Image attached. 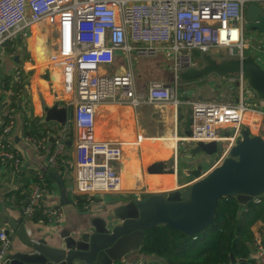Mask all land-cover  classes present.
<instances>
[{
    "label": "built area",
    "instance_id": "2783aa9c",
    "mask_svg": "<svg viewBox=\"0 0 264 264\" xmlns=\"http://www.w3.org/2000/svg\"><path fill=\"white\" fill-rule=\"evenodd\" d=\"M259 2L264 4V0H0V41L19 27L42 20L57 31L49 63L61 68L63 90L73 96L67 104L73 109L72 123L76 128L73 193L85 197L84 208L87 209L98 195L122 193V178L114 166L122 156V144L96 139L98 105L123 98L138 104L132 71L109 74L101 70L102 67L114 62L117 50L134 57L155 56L160 50H166L172 58L168 69L174 75L175 86L153 80L148 85L147 97L152 102L177 103L178 72L192 67L191 51L207 53L216 47L240 48L239 55L243 56L246 5ZM260 6L264 11V6ZM242 76L238 77L240 82ZM14 94L20 97L22 88ZM190 109L188 133L181 138L207 142L227 140L224 151L217 153L221 156L219 164L240 137L241 129L250 130L249 126L258 125L264 119V108L250 107L242 101L197 100L190 102ZM15 111L16 104L11 103L0 113V162H10L14 172L20 173L23 159L7 139L15 122ZM70 128L71 122H67L52 137L53 149L46 159L49 167L56 164L58 155L72 137ZM220 130L224 133L218 134ZM26 139L37 148L44 149L48 143L46 135L38 140L31 136ZM194 181L173 189L182 190ZM48 192L45 176L39 171L23 195L22 214L25 217L38 215L40 224L60 219L62 208L44 201ZM9 247V236L0 230V261ZM256 247L257 261L263 263L264 246L257 244Z\"/></svg>",
    "mask_w": 264,
    "mask_h": 264
},
{
    "label": "crops",
    "instance_id": "0c3cea01",
    "mask_svg": "<svg viewBox=\"0 0 264 264\" xmlns=\"http://www.w3.org/2000/svg\"><path fill=\"white\" fill-rule=\"evenodd\" d=\"M251 36L253 37L250 40L244 42V50H247V53L264 67V48L257 47L255 49L252 47L253 42H259L264 47V35H255L253 32ZM56 42L57 31L53 25L45 20L23 25L0 41V113L8 104H16L15 122L7 139L23 159V169L20 173L14 172L10 162H0V230L5 231L10 228L9 223L16 224V220L18 221V228L24 226L28 235L37 237H45L48 233H55V236H58L66 230L85 229L92 216L105 213L119 204L128 202L133 197H144L145 194L142 195L143 193L154 191L151 189L154 183L158 185L161 180L170 175L173 176L172 179L175 183L174 187H171L172 189L184 187V185L194 181L197 176L206 174L212 166L219 164L216 161L219 156L217 151L206 153L200 149L197 150L192 140L181 138L188 133L190 102L197 100L216 101L194 98L195 89H184L186 87L182 84L197 81L201 85L202 78L209 74L199 79L183 81L178 72L175 93L178 102H152L147 97V88L154 79L148 80L147 88L144 91L141 88L145 79L143 77V80L140 81L135 79V72L139 71L141 59L144 56L134 57L130 53L117 50L114 62L107 67H102L101 70L112 74L130 69L133 74V91L138 104H133L129 98H123L98 105L94 134L99 141L122 144V156L118 162L114 163L122 178V193L107 196L98 195L87 209L84 208L85 197L73 193L76 167L74 146L76 128L72 119H67L68 123L71 122L72 137L67 140L66 148L61 155H58L54 166L49 167L46 163V159L53 149L52 137L60 130L61 125L56 121L45 122L44 110L50 106L72 109L67 104L73 97L63 90L61 68L49 63V56L54 51ZM158 53H162L166 57V62L165 70L159 74L160 78L157 77V79H161L168 72L172 80L162 82L166 85L175 86L174 75L168 69L172 59L170 53L163 49ZM191 57L194 60L195 53L193 58V50ZM202 63L203 60H194L192 67H201ZM46 68L49 71L43 73ZM16 72H18V76H16ZM210 74L216 76V81H213L212 85H224L226 96L232 97L221 102L238 103L242 101L250 107L264 108V100L258 98L255 92L245 85L246 78L242 76V81L238 80V77L241 76L240 73ZM21 75L26 83L22 89V94L17 97L14 94L12 84L16 83L18 77L21 79ZM199 95L201 93H198V97ZM54 101L57 102L56 105L53 104ZM249 127L251 134H257L264 138V119L258 125ZM45 135L48 138V143L44 149L37 148L33 142L26 139L28 136L40 139ZM218 141L224 143L223 140ZM175 144L179 145V149H177L176 154L174 153V159H170L168 156L169 153L174 152ZM159 145L165 148L163 159H159L160 155L157 153ZM149 146L155 147V153L152 156L145 153ZM159 160L165 161V163L170 161V167H173L175 162L173 168L167 165L172 172L165 169L158 170ZM147 161L151 163L156 161V163L153 167H148L146 166ZM208 161L212 163L207 167ZM193 170H200L201 172L193 174ZM39 171L44 174L49 189V192L44 196V201L48 204H56L63 210L60 219L43 224L38 223L35 215L25 217L21 212L23 195L30 184L36 180V174ZM50 172L59 175L63 181V191L62 187L51 178ZM187 176L190 177L188 180L185 179ZM62 192H64V196L61 195ZM78 197L84 200L82 205L78 204ZM253 201H261L263 210L261 217L254 221L248 230L253 235L248 259L253 264H264V262L257 261L258 250L256 247L257 244L264 246V193ZM244 217L241 219L242 224L245 225ZM8 236L10 247L7 254L23 247L16 233L10 232ZM237 261L236 258L233 261L231 259V264ZM117 264H167V260L162 256L146 254L138 249L124 256Z\"/></svg>",
    "mask_w": 264,
    "mask_h": 264
},
{
    "label": "water",
    "instance_id": "95a60500",
    "mask_svg": "<svg viewBox=\"0 0 264 264\" xmlns=\"http://www.w3.org/2000/svg\"><path fill=\"white\" fill-rule=\"evenodd\" d=\"M245 20L253 31L264 35V11L256 3L245 9ZM216 73L242 74L255 95L264 100V67L252 55L217 61L209 57L201 67L181 72L180 79L189 81ZM73 118V109L50 106L44 110V121L64 126ZM63 188L59 175L49 173ZM264 193V138L251 134L249 128L240 137L221 163L184 189L151 193L132 198L105 213L89 219L85 229L66 230L55 236L28 235L18 221L9 223L4 232L16 233L23 247L5 255L0 264H117L143 243L147 229L163 225L180 233L195 235L212 223L216 206L223 197H235L242 204ZM64 196V192L61 194ZM233 261V255H231Z\"/></svg>",
    "mask_w": 264,
    "mask_h": 264
},
{
    "label": "trees",
    "instance_id": "16d2710c",
    "mask_svg": "<svg viewBox=\"0 0 264 264\" xmlns=\"http://www.w3.org/2000/svg\"><path fill=\"white\" fill-rule=\"evenodd\" d=\"M25 83L24 78L13 83L14 92L23 89ZM164 150L163 146L157 147L159 159H163ZM78 200V204L82 205L84 200L79 197ZM262 205L261 201L251 200L242 204L235 197H223L219 199L215 217L207 229L187 235L158 225L147 229L139 249L146 254L164 257L167 264H231V254L238 260L234 264H253L248 259L253 241V235L248 230L261 217ZM243 216L245 225L240 222Z\"/></svg>",
    "mask_w": 264,
    "mask_h": 264
},
{
    "label": "rangeland",
    "instance_id": "374dc122",
    "mask_svg": "<svg viewBox=\"0 0 264 264\" xmlns=\"http://www.w3.org/2000/svg\"><path fill=\"white\" fill-rule=\"evenodd\" d=\"M258 4L264 6L263 3L259 2ZM246 7H247V5H246ZM253 32L255 33V35H260L258 33V31H256V30L253 31L252 28L250 27L249 23L246 22V20H245V23L243 25L244 42L250 40L253 37V36H251L253 34ZM252 45H253L252 47H254L255 49L257 47L258 48H264L263 46L260 45L259 42H253ZM244 49L245 48L243 47L242 48L243 53H244L243 56L248 54L247 50H244ZM164 53H165V51H164ZM194 53H195V58H194ZM239 54H240V48H232V50H230L229 48L223 49L220 47H216V48L211 49L207 53H204V52L200 53L198 51L194 52V50H193L194 60H197V59L203 60V63L201 66H203L206 63V59L209 57H212V58L216 59L217 61H221L223 59L237 58L240 56ZM165 59H166V57L162 53H157L155 56H144L141 59L139 71L135 72V79L137 81L143 80V78L145 79V81H143V85L141 88L142 91H144L147 88V83H148V80H150V79L161 80V81H171L172 80V77L168 72H166L164 74V77H162L161 79H157V77L160 78L159 74H162L163 70H165V62H166ZM194 60L192 59L193 62H194ZM48 71L49 70L46 68V71H44L43 73L48 72ZM227 75H229V74H227ZM180 76H181V72H179V77ZM215 77L216 76L214 74H209V75L205 76L204 78H202V84L201 85H200V82L195 81V82H190V83H183L182 86L186 87L184 89H189V88L195 89V92L193 93V97L197 98V99L198 98H205L208 100L209 99L210 100H216L219 102L227 101V100L231 99L232 97L226 96L227 94L225 92L226 90H225L224 85L223 86L212 85V82L216 81ZM22 78H23V76L21 75V79ZM207 89H208V91H205ZM198 93H201V95H199V97H198ZM53 104L56 105L57 102L54 101ZM259 132H261V131H259ZM223 133H224V131H221V130L218 131V134H223ZM255 135H257V134H255ZM36 140H38V138H36ZM226 144L227 143H224L223 145L226 146ZM220 157L221 156L217 157V160H216L217 162L220 161ZM211 163H212L211 161H208L207 167L210 166ZM167 165H168V167H170V161L167 162ZM167 165H166V167H167ZM174 166H175V162H174ZM212 167H214V166H212ZM189 178L190 177L187 176L185 179L188 180ZM240 222L243 223L242 219H240Z\"/></svg>",
    "mask_w": 264,
    "mask_h": 264
},
{
    "label": "bare ground",
    "instance_id": "6f19581e",
    "mask_svg": "<svg viewBox=\"0 0 264 264\" xmlns=\"http://www.w3.org/2000/svg\"><path fill=\"white\" fill-rule=\"evenodd\" d=\"M39 22V21H38ZM224 143H227L228 141L227 140H223ZM192 143L195 145V149H200L201 151H204V152H210V153H213L214 150H216L217 152H222L224 151V148L225 146L223 145L224 143L222 141H216V142H207V141H192ZM176 147V149H175ZM175 147H174V152H171L169 153V158L170 159H174L175 157V154L177 153V149H179V145H176L175 144ZM145 153L149 156H152L153 153H155L154 151V148L153 147H147L146 150H145ZM175 153V154H174ZM133 160V158H132ZM135 161V160H134ZM153 163L147 161L146 163V166L148 167H153V165H155L156 161H152ZM137 164V163H136ZM167 163H165V161H160L158 162V167L157 169L160 170V169H165L167 170L168 167H166ZM155 169V168H154ZM194 173L193 174H199L201 171L200 170H193ZM172 175H170L168 178L164 179V180H161L158 185H156L155 183L151 186V189H154V190H166V189H169L171 187H174L175 183H174V180L172 179Z\"/></svg>",
    "mask_w": 264,
    "mask_h": 264
},
{
    "label": "flooded vegetation",
    "instance_id": "af4514ba",
    "mask_svg": "<svg viewBox=\"0 0 264 264\" xmlns=\"http://www.w3.org/2000/svg\"><path fill=\"white\" fill-rule=\"evenodd\" d=\"M173 167H174V166H173ZM173 167H172V168H173Z\"/></svg>",
    "mask_w": 264,
    "mask_h": 264
}]
</instances>
